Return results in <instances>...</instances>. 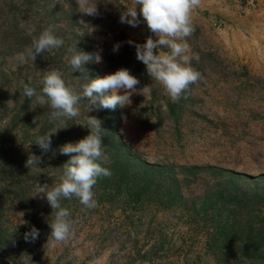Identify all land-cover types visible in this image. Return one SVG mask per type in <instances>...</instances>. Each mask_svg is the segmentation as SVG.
<instances>
[{
	"label": "rangeland",
	"instance_id": "obj_1",
	"mask_svg": "<svg viewBox=\"0 0 264 264\" xmlns=\"http://www.w3.org/2000/svg\"><path fill=\"white\" fill-rule=\"evenodd\" d=\"M131 2L98 0V15L87 16L77 0H0V264H24L21 254L30 264H264V0H201L187 38L200 79L176 102L136 59L135 45L155 37L142 18L120 22ZM49 27L63 46L34 65L17 61ZM75 44L101 56L84 65L89 78L125 68L140 84L123 108L88 112L81 101L44 153L35 138L60 125L23 86L39 93L44 71L55 69L80 93L82 73L66 59ZM88 116L108 131L99 162L111 175L97 178L94 208L60 200L72 234L56 242L52 208L31 196L36 183L58 182L70 158L59 148L89 134ZM30 155L41 157L38 167L25 166ZM32 227L38 238L25 240Z\"/></svg>",
	"mask_w": 264,
	"mask_h": 264
},
{
	"label": "clouds",
	"instance_id": "obj_2",
	"mask_svg": "<svg viewBox=\"0 0 264 264\" xmlns=\"http://www.w3.org/2000/svg\"><path fill=\"white\" fill-rule=\"evenodd\" d=\"M97 3L98 0H77L78 12L97 16ZM200 3L201 0H132L131 5L126 6L120 15V22L132 27L138 26L142 18L148 31L155 37L153 39L149 36L143 44L135 45L136 59L145 65L150 79L160 85L173 102L178 101L190 85L200 79V73L191 67L190 46L187 43V38L195 30L192 25V12ZM79 23L84 24L83 21ZM63 44L64 41L49 27L38 35H32L30 46L17 53L15 59L20 63L31 60L34 65L38 55L42 56L45 52L62 47ZM118 48L119 44L114 45L113 51ZM69 52L70 57H66L68 64L74 72L82 73V77L78 79L85 81L81 85L80 93L68 87L62 74L55 69L44 71L39 93L33 87L23 86V95L29 100L35 97L37 104L46 105L50 109L49 121L59 122L60 125L55 131L35 138L34 144L44 153L50 151L51 136L67 128L65 121L80 115L78 105L81 101L87 102L88 112L123 108L131 104L130 97L137 93V86L140 84L125 68L103 77L89 78L84 65L89 62L100 63L101 56L98 53L90 54L78 50L76 44ZM121 92L123 94H118ZM139 93L142 96L150 95V85L144 86ZM85 128L89 130L86 137L59 148L61 154L70 158L61 167L62 174L58 182L51 186L36 183L31 196L35 198L42 194V198H46L52 208V220L48 222V226L51 229L50 236L56 242H66L72 234L70 212L61 207L60 200L75 198L86 208H94L96 200L93 188L97 178L111 175L99 162L107 160L102 149V138L103 133L108 131L102 127V121L94 116L87 117ZM41 162V157L30 155L25 166L38 167ZM38 235L39 230L32 227L25 233V240H35ZM20 257L24 258V264H30V256L21 254Z\"/></svg>",
	"mask_w": 264,
	"mask_h": 264
}]
</instances>
